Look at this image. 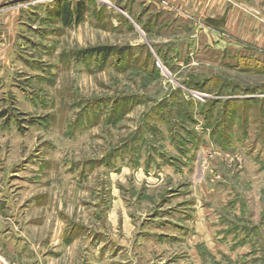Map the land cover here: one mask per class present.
Segmentation results:
<instances>
[{
    "label": "rangeland",
    "instance_id": "1",
    "mask_svg": "<svg viewBox=\"0 0 264 264\" xmlns=\"http://www.w3.org/2000/svg\"><path fill=\"white\" fill-rule=\"evenodd\" d=\"M59 1L0 0V264H264V0Z\"/></svg>",
    "mask_w": 264,
    "mask_h": 264
},
{
    "label": "trees",
    "instance_id": "2",
    "mask_svg": "<svg viewBox=\"0 0 264 264\" xmlns=\"http://www.w3.org/2000/svg\"><path fill=\"white\" fill-rule=\"evenodd\" d=\"M88 10V5L85 0H78L77 2H69V1H59L57 4V8L53 11V15L61 21V23L64 26H70L72 23H79L82 20L83 14ZM212 24H216L215 20H211ZM111 48L108 47H95V48H89L86 51H82L80 56L82 58L89 57V56H99L102 57L103 59H106L109 57L111 53ZM219 98H215L212 100V102H206V105L208 108L205 113L209 114V111H212L214 109V105H219L223 100ZM226 101V100H224ZM229 100H227L228 102ZM185 104H187L185 101H181L180 104H178V107H182ZM172 105V103H171ZM228 106V104H226ZM227 108V107H226ZM226 108L223 109V114L226 115V113H229V111L226 112ZM179 112V111H178ZM182 115H187V114H182ZM183 118L182 116H180ZM224 122V118L220 120V124Z\"/></svg>",
    "mask_w": 264,
    "mask_h": 264
},
{
    "label": "crops",
    "instance_id": "3",
    "mask_svg": "<svg viewBox=\"0 0 264 264\" xmlns=\"http://www.w3.org/2000/svg\"><path fill=\"white\" fill-rule=\"evenodd\" d=\"M186 216L185 217H188L187 218V220L191 217L190 215H192V214H185ZM197 214L196 213H194L192 216H196ZM190 216V217H189ZM201 219H203L201 216H197V218L195 219V220H197L196 222H201L202 220ZM182 220H185V218H183ZM185 231V230H184ZM174 233V232H173ZM182 233V231L181 230H178V231H175V233H174V235L173 234H159V235H157L156 237L158 238V242L160 243V242H164L165 241V239L168 237V236H171L172 237V235H173V237H174V239H177L178 238V236L180 235ZM140 237L141 236H146L145 234H143V235H139ZM167 236V237H166ZM142 238V237H141ZM173 239V240H174ZM179 240V239H178ZM180 241V240H179ZM134 244V246L133 247H131V249L134 251V249H138V250H135L133 253L135 254V255H137L138 257H140L141 255V253L143 254V256H147V255H149V254H151V253H153L154 251H155V249L156 248H151V246H149L148 248H147V250H145L144 252L143 251H141V246H137V245H139V244H141V241L140 240H136V242H133ZM165 243V242H164ZM199 245H201V244H199ZM181 246V245H180ZM182 247V246H181ZM198 246H195V249L197 250L198 248H197ZM202 247L205 249L206 248V246H205V244L204 245H202ZM207 249V248H206ZM165 251V250H164ZM105 257V256H104ZM169 259H171V258H169ZM103 264H110L109 262H105V263H103ZM134 264H139V263H134ZM141 264V263H140Z\"/></svg>",
    "mask_w": 264,
    "mask_h": 264
}]
</instances>
